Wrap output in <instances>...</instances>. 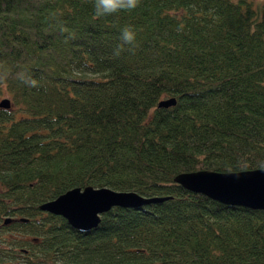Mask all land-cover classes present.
I'll return each mask as SVG.
<instances>
[{
    "label": "trees",
    "instance_id": "16d2710c",
    "mask_svg": "<svg viewBox=\"0 0 264 264\" xmlns=\"http://www.w3.org/2000/svg\"><path fill=\"white\" fill-rule=\"evenodd\" d=\"M126 26L136 47L114 57ZM5 71L0 264H264L263 209L173 180L264 168V0H141L103 18L93 0H0ZM86 185L166 198L112 206L86 232L37 207Z\"/></svg>",
    "mask_w": 264,
    "mask_h": 264
},
{
    "label": "water",
    "instance_id": "95a60500",
    "mask_svg": "<svg viewBox=\"0 0 264 264\" xmlns=\"http://www.w3.org/2000/svg\"><path fill=\"white\" fill-rule=\"evenodd\" d=\"M173 96L157 101V106L173 104ZM7 97L0 98V107H9ZM173 180L184 188L200 192L227 205H239L264 210V168L216 171L198 169L182 171ZM166 196H143L135 191L115 190L108 186L71 187L55 197L38 204L40 210L61 215L79 232L97 225L99 214L112 206L138 208L157 202ZM9 218H3L2 223Z\"/></svg>",
    "mask_w": 264,
    "mask_h": 264
},
{
    "label": "clouds",
    "instance_id": "9594fccd",
    "mask_svg": "<svg viewBox=\"0 0 264 264\" xmlns=\"http://www.w3.org/2000/svg\"><path fill=\"white\" fill-rule=\"evenodd\" d=\"M141 0H93V10L95 18H103L120 14L121 12H131L140 6ZM120 43L113 50V56L119 57L125 50L134 51L136 47V32L130 26L124 27L120 32ZM8 72L0 74V86L7 88L6 78ZM26 86L36 88L38 81L27 75L25 72L16 74Z\"/></svg>",
    "mask_w": 264,
    "mask_h": 264
},
{
    "label": "flooded vegetation",
    "instance_id": "af4514ba",
    "mask_svg": "<svg viewBox=\"0 0 264 264\" xmlns=\"http://www.w3.org/2000/svg\"><path fill=\"white\" fill-rule=\"evenodd\" d=\"M0 230H1V228H0ZM1 232H3V231H1Z\"/></svg>",
    "mask_w": 264,
    "mask_h": 264
}]
</instances>
